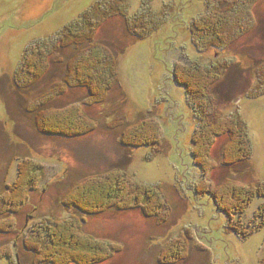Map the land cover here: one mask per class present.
<instances>
[{"label":"rangeland","instance_id":"rangeland-1","mask_svg":"<svg viewBox=\"0 0 264 264\" xmlns=\"http://www.w3.org/2000/svg\"><path fill=\"white\" fill-rule=\"evenodd\" d=\"M108 1L120 2L0 0V198L17 181L22 159L30 158L43 168V178L27 205L11 217L16 221L15 231L0 234V247L15 246L17 252L0 264H38L23 248V240L46 219L69 220L72 216L85 219L86 235L121 248L99 264H159L161 248L176 239L193 245L188 259L178 264H264V227L248 239L238 238L225 229L220 203L195 193L207 178L193 158V134L201 123L191 106L199 101L189 98L175 79L178 67L190 65L222 75L210 97L216 100L218 115L239 113L252 153L248 162L217 169L211 181L232 178L242 184L264 185V0H147L152 11L160 13L154 24L159 29L144 34L143 40L131 36L126 28V19L132 22L141 13L142 1L121 0L123 6L118 8L126 19L107 21L95 41L118 56L116 87L102 103L90 101L84 89L73 88L48 106L60 110L80 104L96 122V130L77 139L42 135L27 105L38 104L41 96L50 94L67 70L51 62L42 79L29 88L20 87L23 89L14 84L13 75L31 46L48 41L96 3ZM210 10H220L227 20L222 29L226 41L220 43L219 38L209 36L204 39L206 50H197L191 41V24ZM74 53L63 50L57 57L67 59ZM204 96L205 106L210 108L208 89ZM143 121L160 123L161 146L132 149L122 145L123 132ZM223 143V139L217 141L213 158L219 156ZM113 170L125 171L145 186H163L171 208L170 220L161 224L135 210L85 216L63 207L64 199L82 179ZM262 204L263 198H255L247 208L242 222L248 230L258 229L260 220L255 221L254 215ZM2 213L0 220L4 219Z\"/></svg>","mask_w":264,"mask_h":264},{"label":"trees","instance_id":"trees-1","mask_svg":"<svg viewBox=\"0 0 264 264\" xmlns=\"http://www.w3.org/2000/svg\"><path fill=\"white\" fill-rule=\"evenodd\" d=\"M141 1V13L138 12L132 18L133 23L128 21L119 10L118 5L123 6L121 0L117 3L114 1L96 3L77 21L69 23L48 41L38 42L25 52L21 61L22 66L18 67L13 75V82L17 88H29L37 83L49 71L51 62L62 64L67 70L61 83L53 87L50 94L41 96L38 104L33 102V105H27V112L34 116V121L42 130V135L77 139L96 130V122L84 113L80 104L60 110L48 106L53 99L65 96L67 91L73 88L87 91L88 99L95 103H102L107 99L109 92L116 87L118 81L117 65L115 66L118 56L113 51L111 53V49L104 46L105 50L100 47L95 42L96 38L106 22L115 17L126 19L129 34L137 40L145 39L144 34L150 35L157 31L159 27L154 28V24L157 23L155 19L157 20L156 16L160 13L152 11L147 0L144 3L143 0ZM258 1L260 0L256 3ZM254 5L249 8L253 9ZM161 16L163 19L164 12ZM251 16L252 18L254 16L252 10ZM226 21L220 10H210L198 20H194L190 30L193 47L197 50L205 47L206 50L204 39L209 36L219 38L220 43L226 41L222 35ZM138 31H142L143 34L138 35ZM197 43L203 45L198 46ZM69 49L75 51L71 57L67 59L57 57L60 51ZM177 69L176 83L184 88L189 98L199 101L198 105L191 106L195 117L201 123L193 134V158L207 178L200 185V189L195 188V193L199 196L211 197L218 205L220 203L218 210L225 215L227 222L225 229L238 238L248 239L264 227V204L260 205L254 215L255 221L260 220L258 229H250V231L242 222L253 200L264 199V185L259 182L242 184L232 178H225L218 183L211 181L217 169L232 168L250 161L252 150L246 125L239 113L231 117L218 115L216 100L213 99L212 94L210 97L209 92L220 82L222 75H218L214 70L191 65L180 66ZM205 89H208L207 104H210L212 114L210 108L205 106ZM86 104L90 105L88 102ZM161 129L158 121L140 122L123 132L121 143L132 149H156L161 146ZM221 139L224 143L220 146L219 156L213 158L212 150ZM18 173L17 181L11 187H7L5 196L2 195L3 199L0 198V211L3 212L4 217L0 220V234H10L15 231L16 221L11 217L18 215L21 209H24L30 195L36 191L43 178V168L30 158L22 159ZM68 195L62 202L63 207L85 216H95L108 211L135 210L161 224H166L171 218V208L163 186L139 184L132 176L121 170L86 177L78 183V188H74ZM235 219L236 222H233ZM84 222L85 219L78 216H72L69 220L46 219L35 226L29 239L23 240V248L38 264H99L121 251L120 247L86 235L83 229ZM15 248V246L0 247V262L12 258L13 252L17 256ZM161 249L159 264H178L188 259L193 252V245L190 246L185 239H176L166 242Z\"/></svg>","mask_w":264,"mask_h":264}]
</instances>
